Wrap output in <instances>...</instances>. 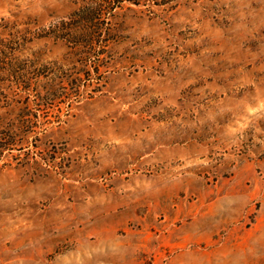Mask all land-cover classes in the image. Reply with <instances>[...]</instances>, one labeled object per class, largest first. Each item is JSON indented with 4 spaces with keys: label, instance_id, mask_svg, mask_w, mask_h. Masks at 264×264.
<instances>
[{
    "label": "rangeland",
    "instance_id": "1",
    "mask_svg": "<svg viewBox=\"0 0 264 264\" xmlns=\"http://www.w3.org/2000/svg\"><path fill=\"white\" fill-rule=\"evenodd\" d=\"M0 148V264H264V0H0Z\"/></svg>",
    "mask_w": 264,
    "mask_h": 264
},
{
    "label": "trees",
    "instance_id": "2",
    "mask_svg": "<svg viewBox=\"0 0 264 264\" xmlns=\"http://www.w3.org/2000/svg\"><path fill=\"white\" fill-rule=\"evenodd\" d=\"M93 13L92 7L89 5L80 7L74 11V17H72L70 20L60 21L56 28L58 33L56 36L75 43L77 36L80 35V33H82L85 28L89 27V25L92 23ZM96 14H98L97 18L99 19V12H96Z\"/></svg>",
    "mask_w": 264,
    "mask_h": 264
}]
</instances>
